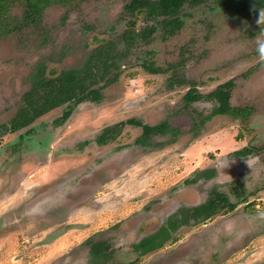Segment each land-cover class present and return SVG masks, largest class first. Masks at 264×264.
I'll list each match as a JSON object with an SVG mask.
<instances>
[{"label":"rangeland","instance_id":"374dc122","mask_svg":"<svg viewBox=\"0 0 264 264\" xmlns=\"http://www.w3.org/2000/svg\"><path fill=\"white\" fill-rule=\"evenodd\" d=\"M128 3L69 0L39 16L24 2L0 3V264H264V25L254 11L264 0H186L179 31L157 30L132 47L122 38ZM137 17L136 32L159 21ZM108 43L121 58L109 77L118 73L116 81L92 85L99 103L66 104L8 131L23 95L33 91L38 63L53 80ZM149 62L166 72L147 73L141 65ZM174 74L185 83L170 86ZM229 81L230 105L251 109L244 121L207 119L216 107L210 99L184 105L191 86L206 95ZM127 120L166 122L180 132L152 136V147H142L134 143L141 126ZM247 147L245 159L231 156ZM206 169L213 178L184 182ZM238 184L240 198L232 193ZM211 189L227 194L235 210L182 227L137 258L134 243L181 207L203 203ZM98 242L109 246L103 261L89 255Z\"/></svg>","mask_w":264,"mask_h":264},{"label":"trees","instance_id":"16d2710c","mask_svg":"<svg viewBox=\"0 0 264 264\" xmlns=\"http://www.w3.org/2000/svg\"><path fill=\"white\" fill-rule=\"evenodd\" d=\"M24 2L27 6V11L32 15L39 16V12L49 4H68L69 0H0V3H5L9 6L12 2ZM186 0H129V3L124 6V10L128 13L131 19L127 23V27L123 32L122 38L128 47H132L136 39L142 42H149L152 35L161 30L164 36H172L179 31L183 22L178 17V13ZM144 15L147 19H159L156 25H145L143 30L136 32L135 25L137 16ZM36 16V18H37ZM101 48V47H100ZM121 54L116 47L111 44L105 50L100 49L99 52L91 54L84 65L79 68H69L62 70L55 79L51 80L46 77L45 66L38 63L35 71L31 75L30 85L32 92L26 93L22 97V104L12 119L9 132L23 129L29 126L33 121L47 112L66 105H78L85 101L99 103L102 100L101 91L97 88H92V85L98 80L107 79L108 82L116 81L118 73L112 75L113 70L117 69L116 63ZM141 67L149 74H161L166 72L156 66L153 62L142 63ZM170 69H176L175 66H169ZM174 74L169 77V84L173 86L175 83L184 84V80L178 79ZM230 86L231 81L218 86L214 91L202 95L198 90L191 86V88L182 97L185 106H188L201 99H210L216 102V107L207 118L214 116H228L231 118H242L243 121L250 115V108L232 107L230 105ZM68 114L62 115L60 119L54 121L55 126H60L68 118ZM203 122V121H202ZM126 124H137L141 126L142 132L135 139L134 143L139 146L152 147L150 139L152 136L171 135L177 137L179 130L170 126L166 122H162L155 126L140 124L133 120H127ZM99 143V141H98ZM252 154L250 148H243L232 153L233 158L245 159ZM215 172L213 169L196 171L195 176L184 181L186 184H194L199 180H209L213 178ZM237 184V183H235ZM245 192L244 186L238 184L237 190H233V194L240 198ZM241 200L244 201L242 198ZM236 204L232 203L227 194L224 192L211 189L208 192L207 199L193 207H181L176 213L168 216L155 232L143 237L137 243L132 245V250L138 256H144L148 253L154 252L164 246L165 243L172 241L174 234L183 226H195L205 223L214 216L231 212L235 209ZM109 246L103 242H98L91 245L90 254L95 261H103ZM137 260L129 264H136Z\"/></svg>","mask_w":264,"mask_h":264},{"label":"clouds","instance_id":"9594fccd","mask_svg":"<svg viewBox=\"0 0 264 264\" xmlns=\"http://www.w3.org/2000/svg\"><path fill=\"white\" fill-rule=\"evenodd\" d=\"M254 11H258V16L256 18V24L258 26L264 25V8H261L259 10L254 9ZM260 51L262 54H264V43H261L260 45ZM249 167H251L250 163L245 162Z\"/></svg>","mask_w":264,"mask_h":264},{"label":"flooded vegetation","instance_id":"af4514ba","mask_svg":"<svg viewBox=\"0 0 264 264\" xmlns=\"http://www.w3.org/2000/svg\"><path fill=\"white\" fill-rule=\"evenodd\" d=\"M123 32H124V31H123ZM122 35H123V34H122ZM5 130H7V129H6V128H3V133L6 132ZM234 210H235V209H234ZM234 210H233V211H234ZM231 212H232V211H231ZM202 224H205V223H202ZM198 225H199V224H198ZM195 226H196V225H195ZM183 227H185V226H183ZM186 227H187V226H186ZM189 227H191V226H189ZM181 228H182V227H181ZM181 228H180V229H181ZM180 229H178V231H179ZM178 231H177V232H178ZM177 232H176V233H177ZM176 233H175V234H176ZM174 238H175V235H174ZM169 242H170V241H169ZM169 242H168V243H169ZM233 242H234V241H233V237H231V238L229 237V240H228V242H227V243H228L227 246H231V244L229 245V243H233ZM90 249H91V246H89V255L91 256V254H90ZM227 249H228V248H227ZM231 249L233 250V248H231ZM228 250H229V249H228ZM132 251H133V250H132ZM230 251H231V250H230ZM133 252H134V251H133ZM134 253H135V252H134ZM135 254L138 255L137 253H135Z\"/></svg>","mask_w":264,"mask_h":264},{"label":"crops","instance_id":"0c3cea01","mask_svg":"<svg viewBox=\"0 0 264 264\" xmlns=\"http://www.w3.org/2000/svg\"><path fill=\"white\" fill-rule=\"evenodd\" d=\"M165 220H166V219H165ZM154 232H155V231H154ZM152 233H153V232H152ZM150 234H151V233H150ZM174 235H175V234H174ZM146 236H147V235H146ZM64 237H65V236H64ZM64 237H60V238H59V239H60L59 242L62 241ZM144 237H145V236H144ZM142 238H143V237H142ZM142 238H141V239H142ZM138 241H139V240H138ZM138 241H137V242H138ZM57 242H58V240L56 241V243H53V246H57V244H58ZM137 242H136V243H137ZM165 244H168V243H165ZM165 244H164V245H165ZM160 249H161V248H160ZM158 250H159V249H158ZM151 253H152V252H151ZM148 254H150V253H148ZM146 255H147V254H146ZM144 256H145V255H144ZM141 257H143V256H138V255H137V258H141ZM22 260H23L22 258H20L19 261L16 260V262H17L16 264H20V263H22ZM6 262H7V261H6V258H5L4 263H6ZM136 264H137V262H136Z\"/></svg>","mask_w":264,"mask_h":264}]
</instances>
